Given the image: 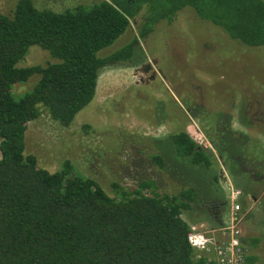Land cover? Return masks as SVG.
<instances>
[{
    "label": "trees",
    "instance_id": "1",
    "mask_svg": "<svg viewBox=\"0 0 264 264\" xmlns=\"http://www.w3.org/2000/svg\"><path fill=\"white\" fill-rule=\"evenodd\" d=\"M184 8L243 46L264 47V0H99L62 12L17 0L10 15L0 12V264H204L205 258L198 259L188 243L190 225L181 216L199 200L212 198L198 199V194L205 185L210 191L208 180L217 181L206 174L216 168L211 155L184 130L158 139L163 148L147 156L163 171L171 170L170 160L173 173L178 167L187 170L188 175L176 177H188L192 186L175 195L146 194L155 183L141 182L132 190L114 183L111 197L70 161L54 173L39 168L25 144L27 124L43 112L68 127L92 102L100 71L129 62L139 39L159 22H172ZM137 16L138 36L100 57ZM33 46L55 62L18 67ZM34 75L37 83L17 98L15 84ZM226 123H211L207 129L220 156L229 154L225 146L237 145L242 148L239 156L249 149L261 156V150L255 151L257 141ZM214 133L220 134L221 143L212 138ZM167 149L170 157L165 156ZM215 204L227 202L217 198ZM246 262L264 264L248 254Z\"/></svg>",
    "mask_w": 264,
    "mask_h": 264
},
{
    "label": "rangeland",
    "instance_id": "2",
    "mask_svg": "<svg viewBox=\"0 0 264 264\" xmlns=\"http://www.w3.org/2000/svg\"><path fill=\"white\" fill-rule=\"evenodd\" d=\"M32 1L38 9L62 12L99 0ZM16 3L0 0V12L10 15ZM140 20V16L131 20L129 29L103 49L100 57L137 37ZM54 62L47 51L33 46L18 67ZM38 79L34 75L26 83L15 84L13 93L19 98ZM220 121L229 122L226 124L235 132L257 141L255 151L261 150V156L249 147V152L239 156L242 148L238 145L225 146L229 154L220 156L209 143L211 133L207 131L208 124ZM178 130H184L210 154L217 169L206 173L211 179L216 177L217 183L208 180L210 191L205 185L198 194V199L213 200H199L182 214V219L201 230L225 226L231 211L228 187L232 186L241 193L238 204L245 251L264 262V47L243 46L213 24L200 20L189 8L178 12L170 23L159 22L146 38L139 39L129 62L102 69L92 102L68 127L51 120L46 112L29 122L26 154L34 155L37 166L49 173L70 161L77 172L96 181L111 197L114 183L132 190L141 182L155 183L146 194L175 195L182 187L192 186L188 177H176L188 175L187 170L178 167L173 173L170 160L171 172L163 171L147 156L163 148L158 139ZM212 138L222 142L218 133ZM170 155L167 149L165 156ZM198 172L201 174L202 169ZM217 198L227 205L221 206L215 220L209 208Z\"/></svg>",
    "mask_w": 264,
    "mask_h": 264
},
{
    "label": "built area",
    "instance_id": "3",
    "mask_svg": "<svg viewBox=\"0 0 264 264\" xmlns=\"http://www.w3.org/2000/svg\"><path fill=\"white\" fill-rule=\"evenodd\" d=\"M230 192V217L229 222L213 230H201L195 225H190L187 236L190 247L200 256L205 258L204 264H247V253L242 243L240 222L241 206L238 198L241 193L232 186Z\"/></svg>",
    "mask_w": 264,
    "mask_h": 264
},
{
    "label": "flooded vegetation",
    "instance_id": "4",
    "mask_svg": "<svg viewBox=\"0 0 264 264\" xmlns=\"http://www.w3.org/2000/svg\"><path fill=\"white\" fill-rule=\"evenodd\" d=\"M221 206H222L221 204H213L209 208L211 211L210 213L214 215L215 220H217V218H218L216 215H217V213H219V209L221 208ZM222 207H224V205Z\"/></svg>",
    "mask_w": 264,
    "mask_h": 264
}]
</instances>
